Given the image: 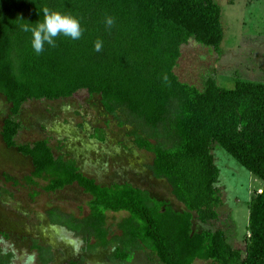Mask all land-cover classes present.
Returning <instances> with one entry per match:
<instances>
[{
    "label": "trees",
    "instance_id": "trees-1",
    "mask_svg": "<svg viewBox=\"0 0 264 264\" xmlns=\"http://www.w3.org/2000/svg\"><path fill=\"white\" fill-rule=\"evenodd\" d=\"M46 12L78 19L81 37L60 33L55 47L45 43L37 54L32 32L23 27L42 23ZM223 39L216 0H0V97L10 115L3 120L1 140L30 160L25 185L42 182L48 193L76 185L89 197L84 216L49 211L52 225L81 237L87 250L111 249V260L122 264L141 250L161 264H264V188L248 205L246 247L232 245L221 229L192 230L194 219L208 225L219 218L215 145L264 184V84L236 81L226 89L209 76L199 89L174 73L180 48L189 40L218 54ZM81 90L98 95L107 115L125 113L156 141L132 134L135 145L152 155L151 175L165 181L184 211L128 183L97 184L74 161L55 157L46 140L16 144L20 124L14 117L26 102L67 99ZM108 212L126 215L112 238ZM33 249L39 264H52L49 249ZM12 261L13 254L0 248V264Z\"/></svg>",
    "mask_w": 264,
    "mask_h": 264
},
{
    "label": "rangeland",
    "instance_id": "rangeland-1",
    "mask_svg": "<svg viewBox=\"0 0 264 264\" xmlns=\"http://www.w3.org/2000/svg\"><path fill=\"white\" fill-rule=\"evenodd\" d=\"M216 3L224 28L220 52L189 40L180 48L174 73L179 81L199 89L209 76L226 89L234 88L236 81L264 84V0ZM8 116L9 107L0 97V132ZM14 119L20 124L17 145L46 140L55 157L74 161L79 172L97 184L109 187L128 183L174 210L184 211L165 181L151 175L152 155L135 145L132 134L137 132L152 144L156 141L138 130L125 113L107 115L98 95L81 90L67 99L28 101ZM213 155L220 171L215 185L222 199L219 218L208 225L194 219L192 230L199 233L221 229L232 245L244 248L249 239L248 205L264 184L219 146H214ZM31 171L30 160L7 149L0 135V232L4 235L0 248L14 255L12 264H39L34 245L51 251L52 264L81 259L84 264H122L111 260V249L87 250L81 237L49 221L47 213L51 210L75 217L86 215L89 197L76 185L55 193L43 191L42 182L36 187L25 185L22 179ZM125 216L107 213L109 238L120 234L117 224ZM123 264L161 263L154 254L141 250L134 251L131 260ZM192 264L212 263L196 260Z\"/></svg>",
    "mask_w": 264,
    "mask_h": 264
},
{
    "label": "clouds",
    "instance_id": "clouds-1",
    "mask_svg": "<svg viewBox=\"0 0 264 264\" xmlns=\"http://www.w3.org/2000/svg\"><path fill=\"white\" fill-rule=\"evenodd\" d=\"M113 23V19H107L108 25L111 26ZM23 30L32 32V47L37 54L43 51L45 43L55 47L54 38L60 33L71 37L73 40L79 39L82 35L80 21L71 15L60 12H46L42 23H37L34 27L31 24H26ZM100 48L101 44L97 43L96 50L99 51Z\"/></svg>",
    "mask_w": 264,
    "mask_h": 264
},
{
    "label": "flooded vegetation",
    "instance_id": "flooded-vegetation-1",
    "mask_svg": "<svg viewBox=\"0 0 264 264\" xmlns=\"http://www.w3.org/2000/svg\"><path fill=\"white\" fill-rule=\"evenodd\" d=\"M3 238V237H2ZM1 239V238H0ZM38 257H39V255H38ZM13 258H14V255H13Z\"/></svg>",
    "mask_w": 264,
    "mask_h": 264
}]
</instances>
